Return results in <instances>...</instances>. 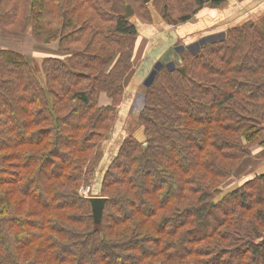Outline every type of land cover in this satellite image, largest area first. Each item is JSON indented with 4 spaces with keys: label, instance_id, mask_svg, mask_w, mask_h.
Here are the masks:
<instances>
[{
    "label": "trees",
    "instance_id": "obj_1",
    "mask_svg": "<svg viewBox=\"0 0 264 264\" xmlns=\"http://www.w3.org/2000/svg\"><path fill=\"white\" fill-rule=\"evenodd\" d=\"M226 1L0 0V36L40 56L0 48V264H264V173L223 192L264 145V20L158 62L138 96L143 136L104 170L100 225L79 193L135 65L126 7L176 26Z\"/></svg>",
    "mask_w": 264,
    "mask_h": 264
},
{
    "label": "crops",
    "instance_id": "obj_2",
    "mask_svg": "<svg viewBox=\"0 0 264 264\" xmlns=\"http://www.w3.org/2000/svg\"><path fill=\"white\" fill-rule=\"evenodd\" d=\"M156 13L153 14L152 12L153 19L150 23L141 20L137 22L139 36L134 51L135 65L127 76L123 101L118 110L119 121L117 119L113 132L104 143L105 154L101 162V170L99 169L100 173H97L95 178L97 183L100 179L102 181L104 170L116 155L121 141L126 138L125 126L134 99L141 92L145 80L156 64L161 62L172 48L178 45L194 44L200 38L223 33L230 27L242 25L248 21L260 24L264 16V0H227L219 7L206 6L191 21L176 26L167 24L157 11ZM6 48L13 49L12 47ZM99 104L103 107L110 106L112 100L107 94H102L99 98ZM142 136L141 133L140 137ZM252 150L253 168L244 179H241L239 184H243L253 176L264 173V145L255 146ZM94 187L92 185L94 196H100L99 192L96 191V185Z\"/></svg>",
    "mask_w": 264,
    "mask_h": 264
},
{
    "label": "rangeland",
    "instance_id": "obj_3",
    "mask_svg": "<svg viewBox=\"0 0 264 264\" xmlns=\"http://www.w3.org/2000/svg\"><path fill=\"white\" fill-rule=\"evenodd\" d=\"M156 11L157 10L155 8L152 9L153 14H157ZM130 20H131V22H133L137 26V22L140 19L135 14L130 18ZM263 20H264V16L262 17L261 21H263ZM215 38L217 39L218 37H216V36H214L213 38L209 37L208 39H206L204 41H214ZM137 40H138V38L135 41L134 47H136ZM36 46L37 45H35L34 42L32 45V40L30 39V37L23 42H19V41H14V40L12 41L11 39H5V38H2V36H0V48L1 47H3V48L4 47L5 48L6 47H12L13 49L20 50L21 52H24L25 54H27L31 57L34 56V57L40 58V56H35V53L37 52ZM49 49L51 50V48H49ZM180 49H183V47H180V45H179V47L172 49L168 53V55L162 59V62L163 63H169V66H171V67H176V65H178L177 63H179V59H178L177 54L180 51ZM194 49H198V46L195 45ZM38 54H41V53H38ZM37 63H39L38 60L36 61V65H37ZM141 92H142V90H141ZM138 96H139V93L137 94V97H135V99H134V102H133L134 104L132 106L129 119H128L126 126H125L126 137H128L129 135H132V134H135L136 136L140 137L141 133H142V129L137 122L139 110L142 106L141 101H140L141 97H138ZM118 121H119V118H118ZM254 152H255V150H254ZM252 154H253V152H252ZM252 154L250 157H248L244 160V162L241 165L240 171L238 173H236L234 175V177L223 187L224 194L235 189L236 187H238L240 185L239 182L241 181V179L242 178L244 179L245 176L251 171V169L253 168L252 165L254 164V162L252 160L253 159ZM256 158H258V157H256ZM99 167H101V165ZM98 173H100V172H98ZM102 179H103V177H102ZM101 183H102L101 179H100V181H98V183L95 179L89 184V185H93V187L96 185V188H97L96 191L99 192L100 196H102L101 195ZM97 184H99V185H97ZM85 186H87V185H85ZM93 193H94V191H93ZM123 262H124V260H123Z\"/></svg>",
    "mask_w": 264,
    "mask_h": 264
},
{
    "label": "water",
    "instance_id": "obj_4",
    "mask_svg": "<svg viewBox=\"0 0 264 264\" xmlns=\"http://www.w3.org/2000/svg\"><path fill=\"white\" fill-rule=\"evenodd\" d=\"M144 2L146 4H149L150 0H144ZM133 15H134V10L130 5H128L126 7L125 17L131 18ZM182 72L185 73L184 70H182ZM89 201L92 207L95 225H100L102 223L104 208H105L107 198L102 197V196H96V197L89 198Z\"/></svg>",
    "mask_w": 264,
    "mask_h": 264
},
{
    "label": "built area",
    "instance_id": "obj_5",
    "mask_svg": "<svg viewBox=\"0 0 264 264\" xmlns=\"http://www.w3.org/2000/svg\"><path fill=\"white\" fill-rule=\"evenodd\" d=\"M91 192H92V189L90 186H87V187H82L80 190H79V193L80 195L88 198L91 196Z\"/></svg>",
    "mask_w": 264,
    "mask_h": 264
}]
</instances>
